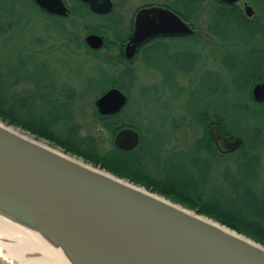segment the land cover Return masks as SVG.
Returning <instances> with one entry per match:
<instances>
[{"label": "trees", "instance_id": "16d2710c", "mask_svg": "<svg viewBox=\"0 0 264 264\" xmlns=\"http://www.w3.org/2000/svg\"><path fill=\"white\" fill-rule=\"evenodd\" d=\"M1 1L3 6L0 7L2 11L0 13L1 123L18 129L34 139L48 141L52 146L85 164L143 187L264 247V162L262 158L264 156V100L256 103L250 95L251 87L255 83L264 84V75H255L243 86H232L229 89V97L241 94L242 98L237 102H230L226 109L202 106L194 112H187L188 117H185L183 121H186V126L188 125L191 130L197 128L200 131V137L192 142L185 140L183 149L178 151L191 147L189 161L196 162L198 176L208 177L210 185L208 189L177 185L169 181L167 177L155 174L158 168L153 161V156L154 153L162 156L163 143L160 144L159 139H156L157 141L154 139L153 143L147 141L141 126L134 122L133 118H123L128 102V91L121 82L124 78L136 80L125 66L121 65L125 62L121 45L125 42L129 26L123 34L119 28L121 22L117 16L111 22L114 28L88 22L87 19L90 17L110 19L116 14L110 12L105 16H95L78 0H62L65 6L66 3L70 4L69 7L66 6L69 14L65 18L45 14L31 0ZM128 1L130 0H114L113 8ZM244 1L251 2L260 9L264 5V0ZM156 6L167 8L190 27L189 36L177 37L174 40L193 41L194 44L196 41L193 40V24L199 20V16L204 18L208 33L219 41H223L219 38L220 28L233 25L236 27L261 25V21L247 19L234 5L224 4L221 0H163ZM261 10L263 11L264 7ZM32 15L35 18L51 20L56 35L50 36L41 30L32 29L29 26L32 24L30 18ZM82 33L83 36L100 35L103 40L102 49H89L81 38ZM106 35L110 40L105 39ZM154 46H159L157 41L150 46L149 50ZM103 50L108 53L113 51L114 56L110 58L101 55L100 51ZM78 53L91 55L96 77L101 82L97 88H92L91 76H84L85 73L78 70V66L74 67L76 74H72L73 77H68L65 73L60 74L64 69L68 70L69 61H72V66L77 65L73 55ZM195 57L194 63L199 60L198 55ZM48 59L49 61L51 59V63H48ZM58 62L61 65H58ZM55 63L58 68L53 66ZM120 66L124 68L119 69ZM221 66L233 78L232 73L236 71L237 66L224 61ZM18 68L22 70L20 74L16 72ZM191 68L192 66L189 67ZM2 70L6 71L4 75L6 78L2 77ZM112 70H116L114 76L110 73ZM180 70L186 69L181 67ZM203 73L205 76L199 82V86L206 90L207 96L216 99L218 85L221 82L220 75L206 69ZM61 77L67 79L69 83H59ZM70 88L83 90L82 93L74 94L77 100L91 97L89 117L92 121L87 127V131L91 134L79 135V127L72 121L74 100L71 98L65 99L61 104L65 109L64 117L53 118L52 122L42 117H35L32 112L34 102H38L43 108L49 106L50 100L46 93L54 94L53 98L58 101V98L63 97L64 91H71ZM110 88L121 91L126 97V104L116 115L100 116L96 113L93 102ZM138 89L140 95L144 96L146 93L144 85L139 84ZM5 90H7L6 96ZM153 92L154 95L157 94L156 91ZM179 120L181 119H176L175 116H167V121L174 130L181 127L177 123ZM52 123H58L59 127L52 128ZM213 125L221 136L240 138L241 147L231 153L220 154L209 134L210 127ZM125 128L136 131L140 139L137 146L130 151H121L112 145L114 134ZM92 131L107 135L109 143L107 148L103 149L102 142ZM171 152L175 153V151Z\"/></svg>", "mask_w": 264, "mask_h": 264}, {"label": "water", "instance_id": "95a60500", "mask_svg": "<svg viewBox=\"0 0 264 264\" xmlns=\"http://www.w3.org/2000/svg\"><path fill=\"white\" fill-rule=\"evenodd\" d=\"M45 14L67 17L62 0H31ZM95 16L112 11L111 0H78ZM233 5L241 0H221ZM243 15H253L243 4ZM191 29L160 6L143 7L133 15L124 59L155 38L186 37ZM84 44L100 50L102 38L85 35ZM264 100V84L250 90ZM125 95L110 88L94 100L98 115L117 114ZM210 137L220 154L235 151L242 140ZM129 128L117 131L112 145L121 151L137 146ZM0 211L12 220L36 227L57 246L70 264H264V247L247 237L133 183L85 164L0 122Z\"/></svg>", "mask_w": 264, "mask_h": 264}, {"label": "rangeland", "instance_id": "374dc122", "mask_svg": "<svg viewBox=\"0 0 264 264\" xmlns=\"http://www.w3.org/2000/svg\"><path fill=\"white\" fill-rule=\"evenodd\" d=\"M111 1L114 7V0ZM161 1L163 0H130L125 4L112 8L111 12L116 15L110 19L90 17L87 21L92 24L114 28V24L111 22L117 16L121 22L119 28L124 34L128 26L131 29L133 15L136 10L142 6H156ZM242 2L253 10V15L247 19L261 21V25L258 24L251 27H236L233 25L228 28H220L219 38L223 41H219L208 33L205 29L204 18L199 16V20L193 24V40L196 41V44L193 41L179 40L158 42L159 46H154L146 53V61L141 56L132 63L131 66L134 67L135 72L132 71L130 74L137 81L135 79L131 80V78L125 80L124 78V81L121 82L122 85L124 84L127 87L128 91V102L123 118H133V121L141 126L142 133L145 139H148L147 141L153 143L154 139L155 141L159 139L160 144L163 143L162 156L159 153H154L153 156V161L158 168L155 170V174H159L161 177L165 176L169 181L177 185H191L199 189L203 187H206L203 189H208L210 185L208 177L198 176L196 162L189 161L191 147L189 146L185 150L178 151L183 149L185 140L192 142L200 137V131L197 128L191 130L188 125L186 126V121H183L185 117H188L187 112H194V110L202 106H216L226 109L230 102H237L242 98L241 94L229 97V89L232 86H243L247 80H250L255 75H264V10H261L264 5L260 9L251 2L242 0L234 5L242 14ZM66 6L69 7L70 4L66 3ZM0 7H3L1 0ZM30 18L32 19V24L29 26L32 29L41 30L50 36L56 35L51 20L35 18L34 15ZM81 38H84L83 33L81 34ZM105 39L110 40L107 35ZM112 52L108 53L106 50H103L100 51V54L112 58L114 56ZM196 55H198L199 60L194 63ZM90 56L83 53L74 54L73 58L77 60V65L72 66V61H69L67 65L68 70L64 69L60 74L65 73L68 77H73L72 74H76L74 67L78 66V70L85 73L84 76H91L90 83L93 85L92 88H97L101 82L96 77L95 68L92 65V57L90 58ZM222 61L237 66L236 71L232 73L233 78L221 66ZM59 62L58 65H61ZM48 63H51V59L50 61L48 59ZM53 66L58 68L56 63ZM124 66L118 68L122 69ZM191 66L192 68L189 69ZM181 67H184L186 70L181 71ZM205 69L213 70L220 75L221 82L218 85V96H216V99L207 96L206 90L201 89L199 86V82L205 76L203 73ZM16 72L20 74L22 70L18 68ZM5 73L6 71L2 70L1 74L3 76H1L3 78H6L4 76ZM110 73L114 76L116 70H112ZM58 82L69 83L63 77ZM139 84L144 85L146 89L144 96H141L139 93ZM74 88H70L71 92L64 91L63 97L58 98V101L53 98L55 97L54 94L46 93L47 98L50 100L49 106L43 108L39 106L38 102H34L31 109L35 117H42L52 122L53 118L64 117L65 109L61 104L65 99L71 98L74 100L72 104V121L79 127V135L85 136L91 134L90 131H87V127L92 121L89 117V113L91 112V97L87 96L77 100L74 94L78 92L82 93L83 90H75ZM153 91H156L157 94L154 95ZM6 92L7 90L4 92L5 96ZM156 97L158 99H155ZM170 115L175 116L176 119H181L177 121L181 125L178 130L172 129L168 123L167 116ZM57 127H59L58 123H52V128ZM92 132L94 133V131ZM94 134L102 142L101 146L103 149L107 148L109 144L107 142V135L103 132H96ZM36 140L57 149L48 141ZM171 151H175V153ZM262 158L264 162V156Z\"/></svg>", "mask_w": 264, "mask_h": 264}, {"label": "bare ground", "instance_id": "6f19581e", "mask_svg": "<svg viewBox=\"0 0 264 264\" xmlns=\"http://www.w3.org/2000/svg\"><path fill=\"white\" fill-rule=\"evenodd\" d=\"M0 264H70L36 227L0 211Z\"/></svg>", "mask_w": 264, "mask_h": 264}, {"label": "flooded vegetation", "instance_id": "af4514ba", "mask_svg": "<svg viewBox=\"0 0 264 264\" xmlns=\"http://www.w3.org/2000/svg\"><path fill=\"white\" fill-rule=\"evenodd\" d=\"M242 1V0H241ZM240 1V2H241ZM243 4H244V2H242V8H243ZM233 5H235V4H233ZM148 7V6H147ZM131 31H132V25H131V29H130V31H129V33L127 34V36H126V38H125V42L122 44V47H121V49H122V53H123V48H124V45L126 44V42H127V39H128V37L130 36V34H131ZM174 38L175 37H172V38H155V39H152V40H149V41H147V42H145V43H143V44H141L139 47H137L136 49H135V52H134V55L131 57V59H129V60H127V59H124L125 60V62H123V65H125V67H127L126 69L128 70V72H129V74L130 73H132V71L133 72H135L134 71V67L133 66H131L132 65V63L135 61V60H137L138 58H140L141 56L144 58V60H146V57L145 56H143V55H146V53L148 52V50H149V48H150V46L151 45H153V43L155 42V41H157V43L158 42H162V41H165V40H170V41H174ZM102 47H103V45H102ZM102 49V48H101ZM100 49V50H101ZM122 65V64H121ZM136 81V80H135ZM68 92H71V91H68ZM73 94V93H72ZM71 94V95H72ZM120 112V111H119ZM118 112V113H119ZM117 113V114H118ZM114 115H116V114H114ZM134 131V130H133ZM136 134H137V132L136 131H134ZM137 136H138V134H137ZM139 136H138V142H139ZM161 140V139H160ZM171 141V140H170ZM138 142H137V144H138Z\"/></svg>", "mask_w": 264, "mask_h": 264}]
</instances>
